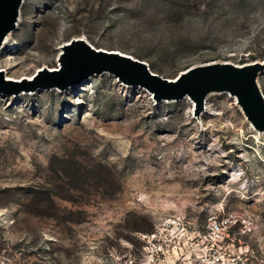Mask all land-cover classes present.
I'll return each instance as SVG.
<instances>
[{
    "label": "rangeland",
    "instance_id": "1",
    "mask_svg": "<svg viewBox=\"0 0 264 264\" xmlns=\"http://www.w3.org/2000/svg\"><path fill=\"white\" fill-rule=\"evenodd\" d=\"M9 33L0 70L19 86L73 39L174 80L264 63V0H22ZM22 92L0 93V264H140L139 235L165 219L181 241L225 217L236 264H264V131L235 96L197 113L108 72Z\"/></svg>",
    "mask_w": 264,
    "mask_h": 264
},
{
    "label": "water",
    "instance_id": "2",
    "mask_svg": "<svg viewBox=\"0 0 264 264\" xmlns=\"http://www.w3.org/2000/svg\"><path fill=\"white\" fill-rule=\"evenodd\" d=\"M22 0H0V47L7 34L15 29ZM60 67L43 68L32 80L23 82L6 80L0 70V93H15L50 89H66L82 82L90 75L108 72L126 84L140 85L152 92L155 101L179 100L189 97L195 101V110H202L210 92H223L235 96L244 115L260 131H264V95L257 76L264 63L236 65L214 62L196 65L181 72L174 80L151 71L147 63L119 52L98 50L84 39H73L62 47Z\"/></svg>",
    "mask_w": 264,
    "mask_h": 264
},
{
    "label": "built area",
    "instance_id": "3",
    "mask_svg": "<svg viewBox=\"0 0 264 264\" xmlns=\"http://www.w3.org/2000/svg\"><path fill=\"white\" fill-rule=\"evenodd\" d=\"M165 220L139 235L140 264H236L231 244L225 243L227 217L209 221L202 235L194 236L195 242L189 235L180 241L170 229L174 221ZM175 223V227L181 225L182 231L185 230L182 221ZM175 238L176 245L173 244Z\"/></svg>",
    "mask_w": 264,
    "mask_h": 264
},
{
    "label": "bare ground",
    "instance_id": "4",
    "mask_svg": "<svg viewBox=\"0 0 264 264\" xmlns=\"http://www.w3.org/2000/svg\"><path fill=\"white\" fill-rule=\"evenodd\" d=\"M9 36H10V33H8L7 36L5 37V39H4L3 43H2V46L0 47V51L2 50L3 45L6 43L7 38H8ZM105 73H106V72H105ZM91 77H92V76H91ZM22 93H25V92H22Z\"/></svg>",
    "mask_w": 264,
    "mask_h": 264
}]
</instances>
